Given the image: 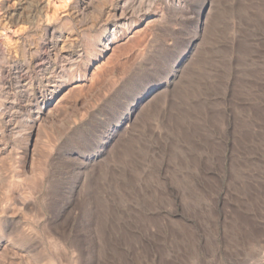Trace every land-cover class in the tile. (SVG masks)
I'll list each match as a JSON object with an SVG mask.
<instances>
[{"label": "rangeland", "instance_id": "1", "mask_svg": "<svg viewBox=\"0 0 264 264\" xmlns=\"http://www.w3.org/2000/svg\"><path fill=\"white\" fill-rule=\"evenodd\" d=\"M15 6L18 21L0 4V193L14 172L28 206L0 222L22 253L4 264H264V0ZM62 88L38 118L31 100Z\"/></svg>", "mask_w": 264, "mask_h": 264}, {"label": "bare ground", "instance_id": "2", "mask_svg": "<svg viewBox=\"0 0 264 264\" xmlns=\"http://www.w3.org/2000/svg\"><path fill=\"white\" fill-rule=\"evenodd\" d=\"M20 0H14V3L13 5H11V3L9 2V0H0V4H1V7L4 9V18H13L14 20H20L22 19L21 16H22V13L19 12V7L15 6V4L19 3ZM127 3V2H126ZM40 4H42V2H40ZM206 5V2L203 3L202 5V8H204V6ZM129 12L127 10H125V7H124V3H123V6H121L120 8V12H119V15H118V19H121V20H124L127 18ZM114 34V33H113ZM19 79H20V82H26V79H24L22 76H19ZM24 87L27 86V84H23ZM65 88H62V89H59V90H54L52 93H51V97H41V98H38V99H34V100H31L32 104L34 106H37V116L38 118H42L44 116H47L49 114H51L55 108L57 107V105L59 104V102H61L64 97L66 96V93H68V89L66 91H64ZM55 101V102H54ZM130 116L131 114L129 113L128 116H127V120L130 119ZM35 127V126H34ZM30 146V142L28 141V147ZM13 172V171H12ZM11 177L10 179V185L9 187H7V191H4V192H1L0 193V222L2 219H6L7 217H10V218H14L15 216L18 215V213H16V207H18L19 209H23L25 207L28 206V203H27V200H25L23 198V194L24 192L22 191V189L17 186L18 183L21 182V178H19V176L15 175L14 172L11 174ZM3 190V189H2ZM1 191V190H0ZM6 223V222H5ZM36 223V222H35ZM96 223V222H95ZM100 224V223H99ZM98 225V223H97ZM107 225V223H106ZM112 225V224H111ZM10 224L9 223H6L5 225L3 224V227L0 229V264H4V260H5V257L9 254V253H12L14 256H21L22 253H19V251H17L16 247H15V237L13 238L12 234L11 233H7V230L9 228ZM122 226V225H121ZM89 229H93L94 225L93 223L88 225ZM97 228L99 227L100 231L102 229L105 230V232H107L105 228H100V226H96ZM106 227L109 228V226L107 225ZM117 228H118V225H117ZM30 231H32L33 233L36 232V227L35 225H30L29 228H28ZM111 229V228H109ZM116 229V228H115ZM122 229V228H120ZM125 229V227H124ZM127 229V228H126ZM17 230V229H16ZM19 230V229H18ZM27 231V232H30V231ZM103 230V231H104ZM110 231V230H109ZM121 231V230H120ZM125 231V230H124ZM127 232V231H126ZM102 233V232H101ZM109 233V232H108ZM111 233V232H110ZM106 234L105 235H108L110 238H112L111 234ZM127 234V233H126ZM31 235V234H30ZM34 235V234H33ZM99 237V236H98ZM49 241H50V244L52 246H54L55 248V253L56 255L59 256V258L62 257L63 254H66L67 253V246L60 241V239L54 235H49ZM12 240L14 242H12ZM111 240V239H110ZM114 242V241H113ZM111 244V243H110ZM115 244V247L113 248H117V242H114ZM104 246V245H103ZM113 246V245H112ZM120 247V246H119ZM101 248V247H100ZM96 249V247H95ZM112 249V248H111ZM93 250V249H92ZM114 250V249H113ZM118 251V250H115V252ZM103 252V251H101ZM108 252V251H107ZM42 253V252H41ZM129 253V252H127ZM126 253V254H127ZM122 253H117L116 252V255H119L121 256L120 258V261L123 262V261H126L125 257H123L121 255ZM106 255V252L104 253V256ZM124 255V254H123ZM102 256V255H101ZM110 256V255H109ZM113 256V255H111ZM119 256H117L119 258ZM127 257H129L128 255H125ZM79 257V256H78ZM103 257V256H102ZM108 257V255H107ZM116 256H114V258H117ZM122 257L124 259H122ZM135 257V256H134ZM133 257V258H134ZM21 258V257H20ZM76 260L77 258L74 257ZM80 258V257H79ZM113 258V257H112ZM111 258V259H112ZM74 259V263H76V260ZM102 259V258H101ZM135 259V258H134ZM137 259V258H136ZM57 258L55 256H52L50 255L49 256V262L52 263V264H57ZM107 260V259H106ZM110 260V259H108ZM116 260V259H115ZM131 260V259H130ZM92 261V260H91ZM94 261V260H93ZM111 261V260H110ZM118 261V260H117ZM128 261V260H127ZM126 261V262H127ZM143 261V260H142ZM141 261V263H142ZM147 261V260H146ZM67 262V261H66ZM89 262V261H88ZM88 262H85L86 264H89ZM97 262V261H96ZM113 262V260H112ZM115 262V261H114ZM130 262V261H129ZM136 262V261H135ZM109 264V262H106V264ZM111 263V262H110ZM119 263V262H118ZM124 263V262H123ZM145 263V262H144ZM90 264H94V262H90ZM97 264V263H96ZM103 264V263H102ZM113 264V263H112ZM116 264V262H115ZM121 264V263H120Z\"/></svg>", "mask_w": 264, "mask_h": 264}]
</instances>
